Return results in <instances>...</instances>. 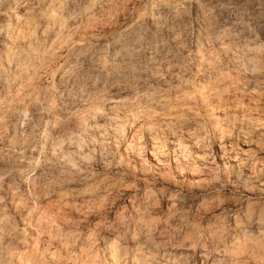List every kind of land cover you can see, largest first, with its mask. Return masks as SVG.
Here are the masks:
<instances>
[{
	"label": "clouds",
	"instance_id": "clouds-1",
	"mask_svg": "<svg viewBox=\"0 0 264 264\" xmlns=\"http://www.w3.org/2000/svg\"><path fill=\"white\" fill-rule=\"evenodd\" d=\"M184 3L169 18L171 40L146 27L137 32L141 17L124 30L135 34L131 43L99 50L81 88L92 123L85 121L75 140H64L75 150L64 153L56 144L52 159L43 151L39 159L21 153L29 164L24 169L28 187L21 191L14 181L15 214L0 212V264H17L32 239L27 229L50 237L46 248L60 246L56 256L51 251L38 255L40 264H264V104L243 102L264 100V0L217 5L223 18L213 17L211 41L223 46L230 37L232 46L229 63L214 66L213 72L230 69L235 79L223 72L214 87L177 99L174 93L181 88L165 73L179 77L181 86L190 83L183 76L195 75L194 55H202L200 39H208V16H202L201 38L195 37ZM53 7V0H32V13L42 21L54 19ZM181 16L187 23L177 19ZM54 94L50 88L45 103ZM17 103L22 106H14L17 123L27 144L38 125L24 100ZM8 115L0 111V124ZM226 141L247 145L248 151L229 153L222 147ZM214 146H221L220 153ZM68 190L80 201L64 205L66 215L77 216L71 221L75 231L57 225L53 234L37 199L63 202Z\"/></svg>",
	"mask_w": 264,
	"mask_h": 264
},
{
	"label": "rangeland",
	"instance_id": "rangeland-1",
	"mask_svg": "<svg viewBox=\"0 0 264 264\" xmlns=\"http://www.w3.org/2000/svg\"><path fill=\"white\" fill-rule=\"evenodd\" d=\"M51 9L54 19L45 22L35 17L32 13V0H4L0 4V111L7 110V120L0 124V196L4 197V205L0 212L14 213L13 189L10 185L15 181L21 191L27 189L24 183V169L29 167L28 160H21L20 156H41V151L48 159H52V150L56 144L62 145V151L69 153L75 150V144H65L64 140L80 131L81 126L87 121L88 105L85 104L87 96L81 92L85 77L91 73L97 53L104 46H109V52L116 43H131L135 34L125 33L135 21L143 17L137 32L142 28L149 29L152 33L159 32V36L171 40L173 33L169 30V18L179 10L184 0H113L109 5L108 0H53ZM227 0H196L184 3V7L191 13L192 31L195 37L201 38L204 30L203 15L208 16V32L200 39L202 55H194L196 65L192 69L195 75L186 73L183 80L190 83L181 86L180 78L165 73V79L175 83L180 91L174 93L180 96H189L196 90H207L214 87L219 81L217 76L228 72L232 79L234 73L230 69L221 68L213 72V67L229 63L228 57L232 42L230 37H225L223 46L219 43L213 45L211 41L214 16L219 19L217 5L226 3ZM207 9H216L215 13H208ZM187 23L186 17H177ZM109 21H114L109 23ZM163 25V27H157ZM195 52V49H194ZM207 57V60H204ZM203 65V67H201ZM173 71L179 72V69ZM54 89L55 94L47 100V92ZM115 97L112 99H127ZM165 99H172L171 96ZM24 100L29 114L38 125L35 139L27 144L20 129L17 118L19 113L15 107H22L17 102ZM32 103L29 104L28 101ZM102 101H98L99 104ZM245 105L260 106L264 100L258 97H249L243 101ZM156 118H160V108L155 106ZM50 109V110H44ZM100 123H103L101 120ZM140 125L137 124L136 128ZM135 129H133V132ZM91 135H96L93 131ZM132 133L128 140L131 142ZM127 145H124L126 147ZM220 153L221 146H214ZM231 153L234 148L241 152L248 151L247 145H236L225 142L222 146ZM255 148V145L252 146ZM35 149V151H33ZM243 158V157H241ZM151 161V156H148ZM261 158L258 157V163ZM39 174V171L37 172ZM73 187H76L75 185ZM142 195V193H141ZM74 200L71 190L64 201L45 200L38 197L37 205L40 214L48 217L49 231L55 234L56 226L64 232L75 231L71 221L77 219L75 213L70 216L65 214L64 205L79 203ZM19 222V216L16 217ZM23 226V225H21ZM32 239L20 250L17 264H40L38 255L51 251L52 256L60 252V246L53 243L51 249L45 247L48 236H37L31 229H27ZM83 247V245H79ZM63 253H61V256Z\"/></svg>",
	"mask_w": 264,
	"mask_h": 264
}]
</instances>
